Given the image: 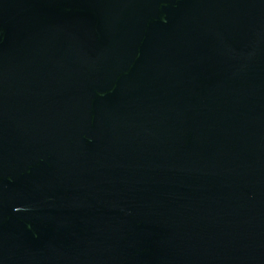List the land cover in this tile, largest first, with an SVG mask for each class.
I'll return each instance as SVG.
<instances>
[{
	"label": "water",
	"instance_id": "95a60500",
	"mask_svg": "<svg viewBox=\"0 0 264 264\" xmlns=\"http://www.w3.org/2000/svg\"><path fill=\"white\" fill-rule=\"evenodd\" d=\"M0 264H264V0H0Z\"/></svg>",
	"mask_w": 264,
	"mask_h": 264
}]
</instances>
